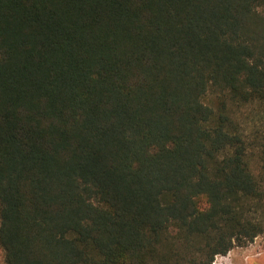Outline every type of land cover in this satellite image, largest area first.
<instances>
[{
  "label": "trees",
  "instance_id": "1",
  "mask_svg": "<svg viewBox=\"0 0 264 264\" xmlns=\"http://www.w3.org/2000/svg\"><path fill=\"white\" fill-rule=\"evenodd\" d=\"M263 233L264 0H0L3 264H212Z\"/></svg>",
  "mask_w": 264,
  "mask_h": 264
},
{
  "label": "rangeland",
  "instance_id": "2",
  "mask_svg": "<svg viewBox=\"0 0 264 264\" xmlns=\"http://www.w3.org/2000/svg\"><path fill=\"white\" fill-rule=\"evenodd\" d=\"M260 116V115H259ZM255 116L252 124L261 125V119ZM0 264H3V251L0 248ZM212 264H264V233L258 235L245 246H234L226 254H218Z\"/></svg>",
  "mask_w": 264,
  "mask_h": 264
}]
</instances>
